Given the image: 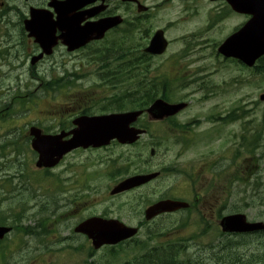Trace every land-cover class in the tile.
<instances>
[{
	"label": "rangeland",
	"instance_id": "1",
	"mask_svg": "<svg viewBox=\"0 0 264 264\" xmlns=\"http://www.w3.org/2000/svg\"><path fill=\"white\" fill-rule=\"evenodd\" d=\"M139 1L145 6L152 8V11L148 14L146 19L150 22L151 28L164 30L165 37L169 40H174L175 37L191 30L192 26L195 25V27L198 28L203 23L202 18H197L192 21L184 22V25L180 27L181 25H179L178 22L181 20L182 15L178 4L172 3L169 0L162 6L156 8V6L166 0ZM15 3H17L16 6L19 8L20 12L26 14L27 5L24 1L15 0ZM35 4H37L36 6H40L43 2L38 1ZM9 5L12 4L9 3ZM116 5L118 8L115 11L121 16L129 17L131 19L137 17L136 12L132 11V7L129 6V9L131 8L129 10L128 6L124 4L116 2L114 3V7ZM5 6L0 5V10L1 7ZM8 19L16 23L19 20V17L17 18L14 14H11L8 16ZM240 21L241 20H238V27L241 25ZM113 36L115 37L117 34H113ZM205 39L206 44L203 45V48L200 47L195 50H200L199 55L202 59L199 66L206 68L212 66L214 68L216 58L213 49L214 44L217 43L218 39L213 36L211 38L208 36ZM179 44L180 43L172 45L166 56L175 55V53L172 52L180 50L181 46ZM22 48V50L20 48L18 53V61H20L18 63L14 61L9 68H5L6 74L0 73V117L2 119L9 118L7 123L0 124V143H2L4 139L19 140L20 143V150H16L17 153H15L16 151L13 152L12 150H6V153L4 154L3 151L0 150V164L4 165L2 173H0V178L2 177V174L4 176L8 174L7 176L10 180H7L6 185H10L8 190L13 193L11 197H8L9 199L6 202H2L1 199L6 198V196L3 192H0V211H8V214L5 216L9 217L8 215L11 214L13 208H18V205L24 203L22 200L28 198L24 209L26 212L24 213L25 219L23 222L33 226L49 217L52 224H50L49 221V224H46L45 228L49 227L47 231L52 230L53 228L55 232L47 239L49 242L46 249L48 252L47 254L40 251L41 248L35 251L38 244L34 243V241L29 238H25V240H29L30 246L29 249H23V251H30V255L41 259L43 257L42 262H35L31 259L25 262V257H21L25 253L22 251L20 255V251L18 249H13L11 243L10 249L12 252L5 262L2 263L0 260V264H83L88 260L87 252L88 254L89 252L92 253V262L95 264H125L126 262L132 261L135 256L145 254L146 252L144 251L153 248H157V250L161 251L162 248L173 246H176L179 249L178 258L175 263L222 264L221 260L223 257L221 256L224 255V251L227 250V247L233 249L237 248L239 244L238 242L241 241V238H227L225 236L222 238V235L217 228H213L208 234L203 235L204 233L202 234V232H199L192 224H187L186 228L180 229V227L184 225L183 221L187 215H166L150 222L143 221V215L145 209L149 205L167 196L168 198L180 196L182 199H186L190 202L199 190L210 182L215 170L218 173H221L224 177L233 175L234 167L229 156L233 155L236 149H238V146L236 145L238 144V139L232 143L231 137L233 136V138H237L239 125L238 123L227 126L216 122L208 123L205 118H212L215 115L222 116L225 112L232 110L234 105H236L235 97H238V101L243 98H253L255 96L256 88H252V86L243 83L241 91L239 88L238 92L230 90V93H227L223 98H220V100L210 101L203 104L199 103L197 98L200 94L197 92L194 93V87H185L180 92L175 93L173 98H171L173 101L184 97L185 102L191 100L193 103L192 107L183 113L178 118L177 122H187L186 124H190L192 123L190 122L191 119V121L198 120V127H193L189 132H182V134L178 135L176 131L170 130L172 128L169 124L152 123L147 118L141 119L140 125H142L143 128H147L149 132L143 137L139 145L137 144L133 147H119L118 145H113L106 150H101L103 152L92 151L93 159L100 157L105 164L102 165L98 162L96 169L94 167L87 168L88 171L92 173L93 171H99L96 175L97 178H95V176L94 178L89 179L75 197L72 189V186L74 187L72 180H70L71 185L68 187L62 183L64 176L61 178L59 173V170H61L62 167H57L54 171L52 170L53 172L49 175H46L43 171L32 169L36 156H33L31 153L32 151L27 146L29 139H26L24 133L28 129L29 124L26 123H32L35 125L39 123L45 128L49 126V131L57 132L59 131L60 125L65 126V123L69 122V119H67L68 116L66 114H64L66 115L64 118L56 112V110H54L55 106H52L56 102L64 100L59 98L54 102L53 98L58 97L57 93L49 94L51 97L49 98L48 96L43 95L44 93L42 92L45 84L40 80L42 78L47 79L45 75H48L50 78L53 75L49 70L50 68H48V62L50 60L38 64L33 69L29 65L28 60V55L31 50L28 51L24 46ZM97 48L98 46H95L93 50ZM84 54L85 53L79 54L76 57L65 58L67 61L65 65L66 70H76L79 61L85 63L83 58ZM159 59L152 60L153 68H157L162 64V61L165 60L163 58ZM20 64H22V67L17 69ZM192 69V66L185 67L183 71L184 76L189 78L190 75L193 74ZM58 71H61V69ZM76 72H78V70ZM236 72L237 70L235 69V66L225 65L222 77L227 82L230 78L236 77ZM239 72L240 71L238 70V74ZM243 77L247 78L246 74H243ZM98 79L99 77L97 74L93 72L89 78L83 82L81 86L83 87L82 89L78 87L71 88L70 93L72 94H70V98L67 100L68 105L71 106L76 101H80L76 93L88 88L90 85L97 82ZM257 80L258 78H256V83L258 82ZM171 82H173V80H171ZM28 88H30V92H35L36 95L34 96L41 97H33L25 104V108L18 109L13 105V98L14 96L17 97L18 94L19 96L21 95L25 97L24 94ZM132 90L133 89H131V91ZM95 93L98 94V91L95 90ZM117 93L119 94L120 92L117 91ZM107 105L109 110L106 109V111H100L96 108L92 113L110 114L117 113L116 110H120L119 112H127L138 109L135 108L137 107L135 104H130L126 98L116 102H108L106 103V106ZM10 106H13V109L8 110L7 108ZM68 115L70 117L72 114L70 113ZM185 130L188 129H181V131ZM165 131L168 132L169 135L175 136V138H168L166 140L163 138L161 139L160 136H162ZM212 131L221 132L222 136L219 134V138L215 139L213 142L205 140L206 137L203 136ZM181 136L183 141H186L184 138L185 136L186 138L197 142L195 144L196 147L193 151L191 150V153H187L184 157L177 159L180 149L179 146H176L175 141L180 142ZM225 138L227 140L226 142L229 140L226 144L224 143ZM263 144L264 142L259 141L256 142L255 146H261ZM27 148H29L31 152H29ZM151 148L156 150V156L154 158L149 156V150ZM81 153V155L84 156L88 152ZM208 153L210 159L215 160L217 168L208 173L199 171L194 177L197 182H190L183 175L176 173V169L185 170L187 172L186 177L192 179L193 176L189 169V165L195 162L197 164L202 163L204 157L207 156ZM259 154L260 152L257 153V157H259ZM228 163H231L232 165L231 170L227 167ZM243 166L244 165L240 161H237L238 171L243 168ZM259 166L260 174L263 177H259L248 184L238 182V185L233 186V189H231L229 193L225 190V193L228 194L227 196L225 194L226 202L223 203L224 198H222L217 208L224 204L227 208L226 214L243 213L250 222L257 220L264 221V163L259 164ZM28 167L30 169L25 171L26 177L28 178L27 181V179L21 177V175L23 170ZM124 167H128V176L143 173L145 171L161 172L164 170V173L159 180L143 188L133 190L130 193L119 197H109L108 193L115 183L108 177V174H114L115 169ZM171 168L172 170H170ZM77 173H80L79 169L77 170ZM66 175L67 179H69L70 175ZM59 178H61V187H63L61 189ZM119 179L120 178H118V180ZM4 180L6 179L4 178ZM13 185H17V188L13 187ZM66 187V191L63 192ZM26 190L28 193L24 194ZM42 190H45L46 195L42 194ZM57 190L59 191L53 195L52 192ZM51 198L58 199L57 208L54 207L55 201H52L50 204ZM76 203L79 206V210L72 213V211L75 210ZM200 209L201 207H199V210ZM67 213L70 214L66 218H63ZM199 213L201 215H209L206 210ZM92 216L116 218L132 227H136L139 223H144V226L140 229V234L135 240L122 245L120 248H115L113 255L111 248H107V250L102 248L98 251H93L90 243L84 237H78L73 234L72 230L79 222ZM189 216L190 223H195L197 221L202 222L201 217L199 218L198 215H195L196 217L193 215ZM45 222L48 223L47 221ZM6 223L10 224L9 220ZM151 235H153V238L150 240L149 236ZM193 236L196 240H193ZM10 237L8 239L9 241L11 240ZM243 240V242L246 243L251 241L249 238H243ZM76 247L82 249L81 252H75L71 249ZM140 247H144L145 250H141ZM245 247L246 249L238 251L237 262L241 263L244 260H247L253 256L250 255V252H257L260 250L253 248L251 244ZM42 252L44 255H42ZM87 262L89 263L90 261ZM231 262H233V260Z\"/></svg>",
	"mask_w": 264,
	"mask_h": 264
},
{
	"label": "water",
	"instance_id": "2",
	"mask_svg": "<svg viewBox=\"0 0 264 264\" xmlns=\"http://www.w3.org/2000/svg\"><path fill=\"white\" fill-rule=\"evenodd\" d=\"M48 4L53 9V13L45 10H30L29 19L24 21V30L28 37L33 38L39 44L43 52H47L51 46L49 42H55L54 34L56 30L61 32L59 39L68 46L69 50L77 49L92 40H98L104 33L121 22L118 17L104 18L96 22H86L87 19L94 17L104 7H96L92 10L78 12L85 6L97 0H64L58 2L50 0ZM103 1V0H102ZM133 1V0H123ZM239 10L242 13L250 12L249 1L239 0ZM144 10V9H143ZM55 15V19L53 18ZM160 34H156L151 48L147 51L154 52L161 47ZM227 57L240 59L246 65L252 66L254 61L264 55V23L254 24L251 20L239 31L237 36L227 40L220 49ZM41 57V56H40ZM38 57L37 59H39ZM37 59H34V63ZM180 107L165 105L157 101L148 110L155 119L171 116ZM159 113V114H158ZM141 112H131L118 114L109 117L93 118L86 120L88 123L77 122V128L72 132V138L67 142H61L62 135L56 137H45L38 130L32 129L30 135L34 136L32 148L38 153L39 158L36 163L37 168H49L55 166L64 154L77 148L100 147L107 145L111 140L116 139L121 144H131L135 142L142 131L130 128ZM157 174L148 176H136L118 184L111 194H118L133 187L140 186L155 178ZM187 205L179 202L164 201L150 207L145 215L149 220L152 217L164 213L174 212ZM220 226L223 232L241 233L251 232L261 229V224H248L243 215H231L225 217ZM9 229L0 227V240ZM76 233L84 234L92 242L94 249H99L104 245H116L126 239L133 237L136 229L128 228L118 221L91 218L77 226Z\"/></svg>",
	"mask_w": 264,
	"mask_h": 264
},
{
	"label": "trees",
	"instance_id": "3",
	"mask_svg": "<svg viewBox=\"0 0 264 264\" xmlns=\"http://www.w3.org/2000/svg\"><path fill=\"white\" fill-rule=\"evenodd\" d=\"M116 56H119L116 59V61H125L124 60L125 55L123 53H121L119 55L117 54ZM126 63L122 68L120 67V68L116 69L118 71L119 70L122 71L121 72L122 77L123 76L125 77V71H127ZM106 65L109 67L108 69L113 70L109 61H107ZM110 80H112V79H110ZM152 85H153V86H151L152 89H150V86L145 87L146 93L144 94V96L142 94L140 96L137 94L135 96L133 94L128 95L127 97L130 98V104H135L137 106L135 108H140V107H144V106L148 105V103L150 101H152L154 99V97H156V95H157L158 87H156L155 84H152ZM165 88H167V85H165ZM165 88H163V91L166 90ZM143 99L145 100V102H143ZM244 138L247 141V139H248L247 135L244 136ZM245 153L247 155L253 154L252 152H247V151ZM238 157L240 158L239 154H238ZM242 180L243 179H240V178L238 179L239 182H244ZM5 214H6V212H0V224H3L5 222V219H8V220L12 219L13 221H14V219H17L16 222L14 221L16 223L15 235L21 236V238L17 241V242H19V244H21L23 242L24 243L27 242V240H25L26 235H29V234L38 235V236L43 235V238L45 239V237H46V239H47L54 232V231H52V232L47 231L48 230L47 227L45 228V225L48 224L45 222V221H47L46 219H43L42 221L38 222L36 225H34L35 226L34 228H31L30 226L29 227H21L20 226V218H19V216H21L20 214H18L17 216L9 215V217H6ZM185 227H186V224H184L182 226V228H185ZM30 228H31V230H29ZM38 228L40 229V231H37ZM43 241H45V240H40V239L34 240V243L38 244V247H37V249H35V251L39 250V248H41L40 251H43L44 249H46ZM45 242H47V241H45ZM2 248L3 247H0V251H3ZM26 249H29V247H26ZM4 250H5V248H4ZM79 250L80 249H78L77 251H79ZM239 250H244V248L238 249V247H237V248L233 249L231 247H227V250H225L223 253L224 255L221 256V257H223V259L221 258L222 264H238L237 261H238V251ZM178 252H179V249L176 246L168 247V248H162L161 251H159L157 249L147 250V252L145 254L140 255V256L134 258V260L132 262H126L125 264H181V263H175L177 261V258H178ZM3 253H4V255H3ZM112 253L114 255V251H112ZM250 253H251L250 255H253L254 252H250ZM30 254L31 253L25 254V259H26L25 262L28 261L29 259L34 260V261L36 259H38V257L32 258V255H30ZM43 254L44 253L42 252V255ZM117 254H118V252H117ZM113 255H112V257L114 258ZM0 257L4 258V260H5L8 258V255H7V253L2 252L0 254ZM251 257L248 259L250 260ZM233 258H235V259H233ZM232 260H233V262H231ZM83 264H88L87 260ZM106 264H108V263H106Z\"/></svg>",
	"mask_w": 264,
	"mask_h": 264
},
{
	"label": "flooded vegetation",
	"instance_id": "4",
	"mask_svg": "<svg viewBox=\"0 0 264 264\" xmlns=\"http://www.w3.org/2000/svg\"><path fill=\"white\" fill-rule=\"evenodd\" d=\"M45 2V0H43ZM46 5V2H45ZM38 7H43L42 6H38ZM209 12L207 14V20L211 21L214 18H218L219 22L222 23L225 20L228 19H233L236 22V26L234 28V32L238 31V12H233L230 7H228L226 5V3L222 2V1H218V2H213L212 6L209 8ZM6 37L11 38V35H6ZM18 38H22L21 35L17 36ZM18 42H20L18 40ZM20 45V44H18ZM194 51V50H190ZM9 56L8 50H4L2 52V54L0 55V60L4 62V59L7 58ZM44 61V60H42ZM41 61V62H42ZM258 69L259 67H255L253 68V72L251 75L252 81L253 79L256 81V78L259 79V75H258ZM219 77L214 76V78L210 83H205L206 84V88H205V95L204 97L201 99L203 103H207L210 101H215L217 100L219 97H221L220 95V91H215L216 88L220 87V81H219ZM258 81V80H257ZM253 117V114L251 115ZM258 121H260V117L257 118V125ZM262 128H264V121L263 119H261V124L259 125ZM76 189V188H75ZM221 198L222 195L218 194V193H212V194H206V195H202L200 197H197L194 199V201L191 203V206L194 207H201V211L206 210L212 218H215L218 216V212H221L223 209H225V206H218V204L221 202ZM213 202V203H211ZM218 211H217V209ZM205 215V214H204ZM215 222H217L215 220ZM208 230L210 228V226L206 227ZM257 238H262V241H264V232H260L258 234L255 235ZM259 245V243H257V246ZM256 246V248H257ZM260 249L257 252H254L253 256L251 257V259H247L244 260L243 262H238V264H264V247L263 248H258ZM242 261V260H240Z\"/></svg>",
	"mask_w": 264,
	"mask_h": 264
}]
</instances>
